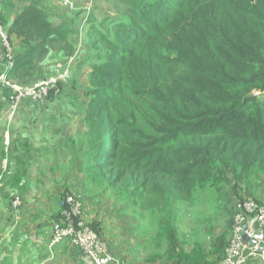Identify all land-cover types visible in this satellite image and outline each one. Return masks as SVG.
I'll list each match as a JSON object with an SVG mask.
<instances>
[{
    "label": "trees",
    "instance_id": "obj_1",
    "mask_svg": "<svg viewBox=\"0 0 264 264\" xmlns=\"http://www.w3.org/2000/svg\"><path fill=\"white\" fill-rule=\"evenodd\" d=\"M19 1L0 0V25L9 38L15 35L21 40L17 54L13 50L9 77L25 86L47 78L37 72L55 55H73L74 27L60 19L77 11L59 5L62 13L55 15V6L44 0ZM123 3L120 8L117 0L113 2L119 14L117 22L102 21L88 30L91 100L81 102L85 107L81 116L86 125L84 152L75 141L82 153L83 171L98 170L85 172L84 184L93 186V191L99 188L100 194L114 191L115 200L131 212L128 217L135 225L126 244L110 243L107 247L113 257L111 264L124 252L133 253V260L141 258L145 264H221L235 213L228 176L234 177L231 193L248 192L246 200L264 208L260 200L264 194L260 191L256 196L252 189L257 180L253 177L264 176V0L254 4L252 0H224L228 11L223 17L211 15L209 19H199V9L188 14L187 0ZM82 15L83 25L81 14L73 26ZM148 40H153L152 48L142 51V43ZM150 63L168 67V81H163ZM3 65L1 62L0 72ZM9 94L0 87V116ZM117 99H123L132 110L126 115L115 112ZM29 107L36 115L40 106ZM48 113L50 116L42 121L24 123L20 137L11 139L7 151L1 141L0 154L8 160L10 170L4 179L7 195H11L7 200L11 212L17 195L32 194L33 199L38 195L31 191L35 181L28 174L31 150L35 146L42 150L43 141L62 139L57 136L59 129L67 135L66 122H51L57 116ZM36 125L37 129L33 127ZM125 130L136 139L128 156L119 151ZM20 149L28 156L23 170L15 171L22 160ZM42 174L39 172L36 183L44 185ZM53 197L56 213L37 212L51 225L67 208L65 200L60 204V196ZM25 202L21 201L18 212ZM204 205L215 206L214 216L204 210ZM190 211L191 222L185 224L182 218ZM147 218L154 230L151 235L148 224L144 232L140 221ZM93 222L85 224L104 241L101 222ZM160 241L165 244V255L147 250L151 243L160 245ZM257 263L264 262L247 264Z\"/></svg>",
    "mask_w": 264,
    "mask_h": 264
},
{
    "label": "rangeland",
    "instance_id": "obj_2",
    "mask_svg": "<svg viewBox=\"0 0 264 264\" xmlns=\"http://www.w3.org/2000/svg\"><path fill=\"white\" fill-rule=\"evenodd\" d=\"M114 1L115 0H78V5H75L76 8H74V10L70 11L69 9H67L70 12H74L76 9H78L77 14H75L74 16L61 17L62 19L68 20L69 24H71L70 26L74 27L75 34L73 36L74 38L72 39L74 45V53L70 58H63L61 56L55 55L54 59L48 63V66L39 69L37 74L45 78L52 75L58 66H68L70 70L69 79H67L64 83H62V85H60L59 92L57 94H53L54 96L49 98L50 100L48 102H46V99L43 103L38 105L31 102H29L31 104H28V101H24L19 107V110L14 116L13 120L9 124H5L7 128L4 127L0 130V135L5 134L10 142L11 139L17 140L20 137L21 128L24 123L32 121L34 122V120L42 121L46 117L50 116L48 112H51L52 114L57 116V118L55 120L52 119L51 122H66L64 123V125L66 126L65 131L67 132V135L66 133L61 131V129H59V133L57 134V136L62 139H58L53 142H50L49 140L43 142L41 141L42 150L39 151V149L37 148L36 150L33 149L30 152L31 155H38V153L41 152L44 153L47 157L46 159L42 158V161L40 163V170L43 172L42 177L44 178L45 183L43 185V189L40 190L37 195V197L40 198V201H37V205L38 207H40V209H48L46 200L50 198L51 205H54L53 196H60V198H62L60 204H62L64 199L66 197L68 198V196H72L81 205L82 201H88L85 205H82L83 211L81 212V216L84 219V212H88L90 214V217L87 220L84 219V221L88 222L90 225H93V223H96L93 221L97 220L101 222L102 226L107 227V233H105L104 239V243L106 242L105 245L107 247L110 246V243H113L114 246L123 242H125L126 244L129 231L133 230L135 225L134 222L128 217L129 215H131V212L127 210L126 212L122 204L115 200V196L112 195V192L114 191L100 194L99 188L96 187L95 191H93V186L84 184V173H97L98 170L85 172L83 171L84 164L80 159L82 153H79L77 151L79 147L76 146L75 141H78L80 145H82V142L85 138L84 132L86 130L84 131V129L86 125L81 120V116L85 111V107L81 104V102L91 100V96L89 95L90 68L88 66L89 60H87L91 57V53L90 46L88 44L87 33L94 24H98L99 22L105 21L106 23L112 24L113 22L118 21L119 14L116 13L113 7ZM117 1L119 7L122 8L124 6L123 0ZM201 1L202 0H187V4L185 7V9L188 10L187 13L192 14V10L199 9L196 13V16H198L199 19H209V16L211 15L217 18L223 17L222 13L228 11L223 5L224 0H204L202 4ZM244 1L246 0H243V2ZM43 2L45 4L50 3L52 6H55L53 7V12L55 13V15L62 13V8H60V6L62 7V5L57 3L55 0H44ZM86 2L90 3L91 6L90 13L89 15H87V20L84 23L82 22L83 25L80 26V20L83 17L82 15L81 17H79L77 23H75V25L73 26V21L77 17V15L85 13L83 6ZM256 2L257 0H252V4ZM232 17L233 21H235L236 16L232 15ZM142 44H145L142 50L144 51L146 49H151L154 42L153 40H148ZM142 51H140V53ZM150 65H155L154 67H152L153 71L157 72L163 81H168L170 77L169 70L167 69L168 67L155 63H150ZM262 96L264 99V94ZM29 105L40 106L36 109V115L31 114L34 113V110H31ZM114 110L121 115H126L132 110V106L126 104L123 99H117L114 102ZM33 127L36 129L38 128L37 125ZM34 128L32 129L36 133L37 130L35 131ZM71 132L73 133L72 136H70ZM135 141L136 139L133 137V135H131V131L125 130L123 132V139L121 143L123 144V148L122 150L121 148L119 150L120 152L122 151V155L128 156ZM19 143L21 144V140H19ZM6 146L8 148L9 144L7 143ZM81 150L82 152H84L85 150L83 145L81 146ZM38 167V163L35 162L32 168L33 171L38 169ZM253 178L257 179L253 182L255 183V185L252 184L253 193H255L256 196L258 192L260 193V191L264 194V176H256ZM227 182L230 189L229 191L232 205L237 200L246 198V195L249 194L248 192L244 193L240 190L237 196L236 193H231V188L234 183L233 176L229 175ZM70 190H75L76 193H70ZM91 194L94 196L92 197ZM14 195L16 194H13L12 196ZM19 195L17 196L21 198L22 204L24 200L29 202L30 199H33L32 194H30L29 197ZM259 196H262V194H260ZM260 200L264 202V198H261ZM204 210L207 213L212 214L213 216L216 212L215 206L212 207L204 205ZM56 212L57 211L55 209L54 213ZM192 213L193 212L190 211L189 215H187L186 217L183 216L182 221L185 224H189L191 222ZM53 214L50 213L49 215ZM140 221L144 232L148 224V232L150 233V235L154 233L153 226L150 224V220L148 218L145 220L141 219ZM160 242V245L151 243L147 250L157 256L165 255L167 252L165 244L163 241ZM121 249L125 250L124 245H121ZM134 257L135 255L133 253L124 252L120 258L115 259V264H145L141 258L133 260ZM164 262H166V260H164L162 263Z\"/></svg>",
    "mask_w": 264,
    "mask_h": 264
},
{
    "label": "built area",
    "instance_id": "obj_3",
    "mask_svg": "<svg viewBox=\"0 0 264 264\" xmlns=\"http://www.w3.org/2000/svg\"><path fill=\"white\" fill-rule=\"evenodd\" d=\"M56 1L70 11L76 8L73 0ZM84 10L83 23L90 12L89 6L85 7ZM0 47V63L4 62L3 70L0 72V87L10 91V94L5 98L6 109L0 116V127H2L13 120L24 101L28 100L34 104H41L52 92L57 94L59 86L69 79L70 70L68 66H58L55 72L46 79L29 86H23L13 82L9 77L14 65L13 47L7 31L1 25ZM64 200L63 204H66L67 208L62 211L58 222H54L52 225L48 248L53 250L57 245L69 240L91 264H111L113 257L104 241L85 224L81 216L82 205L72 196H68ZM20 206L21 200L16 196L11 202V208L15 214H18ZM234 210L231 237L221 264L264 262V208L259 207L251 199L242 198L234 203ZM255 232L261 234L259 240L254 238Z\"/></svg>",
    "mask_w": 264,
    "mask_h": 264
},
{
    "label": "crops",
    "instance_id": "obj_4",
    "mask_svg": "<svg viewBox=\"0 0 264 264\" xmlns=\"http://www.w3.org/2000/svg\"><path fill=\"white\" fill-rule=\"evenodd\" d=\"M77 1L78 0H75V5H78ZM20 2L21 1H19V3ZM46 4L51 5L50 3ZM87 6L91 9L90 3L88 2L84 4L83 9ZM77 10L78 9L75 11ZM64 20L65 19H60L61 22ZM10 39L13 50L17 54L18 50L21 48V40L15 35H11ZM2 125H4V123H2ZM1 141L5 147L4 150L7 151L6 144H9V139L5 134H3V140H0V149L2 148ZM34 148L36 150L37 147L35 146ZM20 150L22 160L21 164L16 166L15 171L23 170L22 166L28 156L22 149ZM29 157L31 159L30 165L32 166L29 168L28 174L35 181V185L32 186L31 191L39 193L40 190L43 189V185L36 183V177L39 176V172L42 174L40 170L42 156L39 153L38 156L37 154H29ZM35 162L38 163L39 170L36 169L33 171L32 168ZM7 164L8 160L0 154V177L2 178L3 176L0 188V264H90V262L78 253V250L68 241L62 242L53 250L48 248L52 225L45 222V218L42 215L43 218L38 217L37 212L39 211L41 213L42 211L48 210L47 215L49 212L52 214L54 213L55 207L51 205L50 198L46 200L48 209L45 210L38 207L37 201L40 198L37 196H35L32 202H27V204L25 202V207L23 206L21 213L18 212V214L14 215L13 212L7 209V200L9 196H11L7 195L9 188L7 187L6 179H4L6 174L10 172ZM18 177L20 176L18 175ZM19 191L20 190H18V192ZM70 191L76 193L75 190ZM87 202L88 201H82V205H85ZM84 217V219L87 220L90 214L84 212ZM102 227L104 233H107V227Z\"/></svg>",
    "mask_w": 264,
    "mask_h": 264
},
{
    "label": "water",
    "instance_id": "obj_5",
    "mask_svg": "<svg viewBox=\"0 0 264 264\" xmlns=\"http://www.w3.org/2000/svg\"><path fill=\"white\" fill-rule=\"evenodd\" d=\"M260 237H261V234H260L259 232H255V233H254V238H255V239L259 240Z\"/></svg>",
    "mask_w": 264,
    "mask_h": 264
},
{
    "label": "clouds",
    "instance_id": "obj_6",
    "mask_svg": "<svg viewBox=\"0 0 264 264\" xmlns=\"http://www.w3.org/2000/svg\"><path fill=\"white\" fill-rule=\"evenodd\" d=\"M13 214L16 215L15 212H13Z\"/></svg>",
    "mask_w": 264,
    "mask_h": 264
}]
</instances>
